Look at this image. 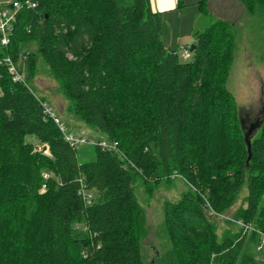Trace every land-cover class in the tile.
Masks as SVG:
<instances>
[{
    "label": "trees",
    "instance_id": "trees-1",
    "mask_svg": "<svg viewBox=\"0 0 264 264\" xmlns=\"http://www.w3.org/2000/svg\"><path fill=\"white\" fill-rule=\"evenodd\" d=\"M36 1L17 12L0 56L15 62L32 44L25 82L39 55L96 141L117 145L88 144L93 154L80 160L44 101L0 65V264H143L134 184L172 173L192 190L165 202L170 247L160 264H264L252 254L255 231L240 226L219 239L210 222L245 186L246 206L233 215L264 230V115L248 151L225 86L232 24L219 19L194 32L195 47L180 61L150 0ZM238 1L264 20V0ZM80 189L91 193L89 205Z\"/></svg>",
    "mask_w": 264,
    "mask_h": 264
},
{
    "label": "rangeland",
    "instance_id": "rangeland-1",
    "mask_svg": "<svg viewBox=\"0 0 264 264\" xmlns=\"http://www.w3.org/2000/svg\"><path fill=\"white\" fill-rule=\"evenodd\" d=\"M197 1L199 0H181V8L163 13L162 41L175 49L179 60L184 61L189 58L194 32L203 31L219 19L230 22L233 48L225 86L232 94L237 114L245 126L257 123L264 115V20L260 16H249L238 0H205L201 11ZM33 49V45L29 43L15 58V65L24 77ZM186 49L188 56L184 55ZM31 57V62L34 63L33 75L26 81L30 89L52 108L69 133L96 140L97 132L92 131L76 112L71 101L64 96L43 59L39 55ZM26 140L33 142L38 149L41 148L34 137L27 136ZM77 153L79 159L83 160L87 158L83 155L91 156L93 150L88 144H81ZM191 190L185 179L176 173L159 177L152 184L141 180L134 184L136 198L145 216V227L139 238L143 264H160L161 256L170 247L163 225L165 202L177 201ZM246 195L247 190L243 186L233 203L224 210L225 213H209L212 228L219 239L240 230V223L243 222L233 214L245 208ZM252 254L257 260L264 262V244L260 251L252 249Z\"/></svg>",
    "mask_w": 264,
    "mask_h": 264
},
{
    "label": "built area",
    "instance_id": "built-area-1",
    "mask_svg": "<svg viewBox=\"0 0 264 264\" xmlns=\"http://www.w3.org/2000/svg\"><path fill=\"white\" fill-rule=\"evenodd\" d=\"M37 5L36 0H0V46L7 47L10 44L11 36L14 31V26L16 22V14L21 9H34ZM184 55L188 56L187 49L184 50ZM0 65H3L7 68L11 78L15 82H21L26 84L24 80L23 74L18 70L15 65L14 60L7 55L0 56ZM28 87V86H27ZM44 112L49 117L53 119V121L57 124L59 130L62 132L64 139L69 143V145L75 149L78 148L81 144H98L102 149H116L117 143L112 141L108 142L106 140L96 141L94 139H90L85 135H73L66 130V127L63 123L60 122L58 116L54 113L51 107L43 104ZM42 150V149H41ZM43 153L47 154L45 150H42ZM42 177L47 179L49 174L43 173ZM45 187V184H42V189ZM78 194L81 195L84 203L89 205L92 201L91 193L80 189ZM241 227H243L244 231H255L259 236V243L256 246V250L260 251L262 245L264 244V230L256 229L253 225L240 223Z\"/></svg>",
    "mask_w": 264,
    "mask_h": 264
},
{
    "label": "crops",
    "instance_id": "crops-1",
    "mask_svg": "<svg viewBox=\"0 0 264 264\" xmlns=\"http://www.w3.org/2000/svg\"><path fill=\"white\" fill-rule=\"evenodd\" d=\"M202 0L197 1L199 11L202 9ZM151 8L153 11H159L162 13L174 11L175 8H181L183 4L181 0H150Z\"/></svg>",
    "mask_w": 264,
    "mask_h": 264
},
{
    "label": "water",
    "instance_id": "water-1",
    "mask_svg": "<svg viewBox=\"0 0 264 264\" xmlns=\"http://www.w3.org/2000/svg\"><path fill=\"white\" fill-rule=\"evenodd\" d=\"M195 45L192 44L190 47H189V51L191 52L193 49H194ZM260 126V123H251L248 127H247V133L245 135V142H246V145H247V148H248V151H249V147H250V143H249V134H251L252 132H254L256 129H258ZM42 150H45V147L42 148Z\"/></svg>",
    "mask_w": 264,
    "mask_h": 264
}]
</instances>
